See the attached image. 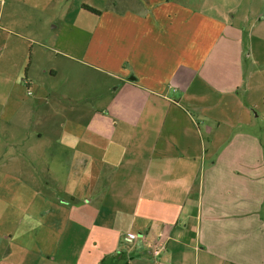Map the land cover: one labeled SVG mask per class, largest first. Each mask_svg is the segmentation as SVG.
I'll use <instances>...</instances> for the list:
<instances>
[{"label": "crops", "instance_id": "obj_1", "mask_svg": "<svg viewBox=\"0 0 264 264\" xmlns=\"http://www.w3.org/2000/svg\"><path fill=\"white\" fill-rule=\"evenodd\" d=\"M9 2L0 24L30 42L68 25L72 0ZM89 4L84 48L72 35V51L37 54L113 87L78 95L41 81L50 65L26 72L29 103L4 79L10 121L39 127L21 157L0 156L19 170L0 178V264H264V0Z\"/></svg>", "mask_w": 264, "mask_h": 264}, {"label": "rangeland", "instance_id": "obj_2", "mask_svg": "<svg viewBox=\"0 0 264 264\" xmlns=\"http://www.w3.org/2000/svg\"><path fill=\"white\" fill-rule=\"evenodd\" d=\"M5 1L6 4L4 9L10 6L9 0ZM90 2L99 5L101 0H72V4L67 16L68 25L59 24V27L56 30L49 31L50 34H53L52 37L54 38L52 39H50L48 36H45L46 40H42V38H40L35 32V34L32 35L34 41L30 42V40H28L27 38L24 39L21 36L19 37L20 34L26 35L27 33L24 25H9L4 21L0 24V45L6 43L5 49L0 52V95H3L6 90L9 91V88H7V86L5 85L4 79L10 78L11 80L14 79L15 81L16 79H18V81H21V84L23 86L22 90L20 91L21 101H27L31 103L32 100H34L36 97V92H34L33 88H30V92L28 93L29 95L27 94L28 89H26V84L24 83V77L27 75L26 72L29 70V75L32 76L34 74H37L39 70L50 65H55L56 67H58V69L60 70L58 76L52 79L47 76V78H42L41 81H51L50 83L55 84L57 87H60L62 89H68L69 87V90L71 88H75L76 86H80L78 95H83L85 92L89 91H94V93H96L97 95L101 93V90H103L100 89V85H102L103 88L105 87L104 85H107V88H111L114 86L112 79L105 77L104 75H100L94 70L90 71L89 69H87L86 71H83L82 69H80V72L76 74L77 76L73 77L68 73V65H73L74 62V66H76L78 69L81 67V65L79 62L69 59L64 54H56L51 50L48 52L50 54H48L47 57L44 56V53H40L39 55L37 54L40 48H42L39 45L41 43H46L53 48L56 47L61 50L72 51V43L70 42L71 40H69L72 35L76 36V48H84L86 42L88 41L89 29L83 24H86V22L88 24V22H90L95 17L94 13H92L91 10L86 7V4L90 5ZM110 4L115 5L117 4V1H111ZM123 4H125V2ZM64 9L66 10V8ZM37 14V10L29 11L27 17L25 18V21L30 20L31 18H36ZM81 19H86V22H82ZM57 23H60V19L57 21ZM8 30L10 32H8ZM18 31H21L19 32V35L17 34ZM85 35L87 36L85 37ZM17 44H20L21 48L23 46V52L22 50H17L15 48ZM31 44L34 50V55L31 54ZM22 59L23 64L25 63V66H22ZM38 61L39 63H37ZM20 67L22 68L21 71H19ZM109 91H111V89H109ZM46 96L47 100H49L51 97L53 98L52 95L51 97H49L48 95H44L43 97ZM0 103V156L4 159H8L13 155L21 157V153L25 150V147L33 142V139L28 137V134L26 133L29 131V129L33 130L39 126L38 124H36L35 120L26 123L25 118L23 117L24 115L21 117L20 115H17L16 120L10 121L8 117L14 114V112L16 111V106L7 104V102L3 98H0ZM41 108L42 111L39 114H44L46 105H42ZM36 117L37 114L34 115V118ZM8 161L9 160H7L6 162ZM6 168L5 165L4 168H0V178L4 177L7 172H19V170L16 169L8 170L12 169L9 166Z\"/></svg>", "mask_w": 264, "mask_h": 264}, {"label": "built area", "instance_id": "obj_3", "mask_svg": "<svg viewBox=\"0 0 264 264\" xmlns=\"http://www.w3.org/2000/svg\"><path fill=\"white\" fill-rule=\"evenodd\" d=\"M162 250V246L161 245H157L151 248V253L153 255H157L160 253V251Z\"/></svg>", "mask_w": 264, "mask_h": 264}, {"label": "trees", "instance_id": "obj_4", "mask_svg": "<svg viewBox=\"0 0 264 264\" xmlns=\"http://www.w3.org/2000/svg\"><path fill=\"white\" fill-rule=\"evenodd\" d=\"M86 7H87L89 10L93 11V12H99V10H97V9L91 7V6L86 5Z\"/></svg>", "mask_w": 264, "mask_h": 264}]
</instances>
